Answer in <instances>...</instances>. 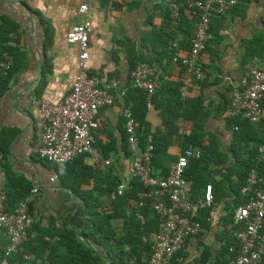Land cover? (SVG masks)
I'll return each mask as SVG.
<instances>
[{
    "label": "crops",
    "instance_id": "obj_1",
    "mask_svg": "<svg viewBox=\"0 0 264 264\" xmlns=\"http://www.w3.org/2000/svg\"><path fill=\"white\" fill-rule=\"evenodd\" d=\"M80 3L0 0V42L15 44L11 46L17 55L14 62L20 68L0 93V193L10 183L24 187L32 198L30 213L36 223L46 228L49 218L54 217L68 221L79 234L89 206L97 207L105 213L101 225L122 236L129 228L132 210L120 205L118 187L124 180L129 186L136 180L130 168L132 156L124 116L129 107L124 102L127 97L130 107L136 104L131 72L138 62H146L156 71V91L152 105L147 104L145 121L162 150L153 171L157 177H167L189 139L196 136L213 158L209 163L210 184L214 186V208L222 215L214 224L204 212L208 221L203 230L188 239L175 262L217 264L227 242L222 220L228 215L225 206L232 203L229 191L219 188L217 181L225 169L235 165L228 150L234 139L227 124L230 94L251 70H264V0H239L236 7L214 17V37L200 58L205 79L187 87L185 96V72L171 60L172 44L177 40L184 53L190 50L195 19L189 22L186 15H181L174 21L172 0H93L87 16L78 13ZM85 20L91 24L89 71L103 85L116 77L121 86L110 90L114 104L102 108L98 115L99 128L94 133L98 157L88 155L67 165H52L39 155L44 133L41 101L56 104L72 92L79 73L80 50L78 45L68 43L67 34ZM5 52L12 55L9 50ZM262 121L264 126V101ZM253 130H259V126L252 125ZM257 137L264 145L263 132ZM249 146L254 149L258 145ZM106 160L111 163L106 164ZM203 165L201 159H192L189 173L197 174ZM109 214L116 218L110 219ZM228 253L224 260L228 261Z\"/></svg>",
    "mask_w": 264,
    "mask_h": 264
},
{
    "label": "built area",
    "instance_id": "obj_2",
    "mask_svg": "<svg viewBox=\"0 0 264 264\" xmlns=\"http://www.w3.org/2000/svg\"><path fill=\"white\" fill-rule=\"evenodd\" d=\"M93 0H81L78 13L87 16ZM195 19L196 29L187 53L177 40L173 42L171 60L183 67L185 79L182 94L185 89L196 82L205 79L201 65L202 52L214 35L213 19L238 5L239 0H190L187 2ZM171 17L178 21L181 16L180 0H172L170 4ZM91 24L84 22L74 25L67 34L69 44L78 45L77 57L79 73L73 85L72 92L61 102L53 104L47 100L41 101L44 122L42 144L39 149L41 159L52 165H67L80 157L94 155L95 131L99 128L98 115L102 108L114 104L110 90L121 86L114 77L107 85H103L98 76L88 69L90 59ZM8 46H15L10 41ZM14 58L8 52L4 53V61L0 64V79L8 75L13 66ZM156 71L146 62H138L131 72L132 86L145 93L148 106L156 91ZM126 92H122V97ZM264 101V70L253 69L243 78L241 85L230 94L229 117H241L242 120L259 125L263 120ZM128 147L132 156L131 173L139 179L144 191L139 193L136 217L145 223L142 209L148 206L159 221L158 231L151 243L152 255L149 264H171L174 256L185 246L188 239L199 235L202 231L201 217L204 210L209 211V221L217 224L221 213L214 208V186L207 185L194 199L188 188L187 176L190 161L200 160L202 151L193 145L187 146L175 163L169 175L157 177L153 171L152 160L155 151V137L149 134L142 144L138 136V123L130 108L124 110ZM181 134H187L181 131ZM258 162H264V145L258 149ZM111 163L110 160L105 161ZM57 176L52 178L55 181ZM129 181H122L118 187V195H123L128 189ZM37 190H34L36 193ZM243 203L234 212V229L231 237L239 242L229 248L228 264H262L264 259V172L252 169L246 184L241 189ZM31 197L22 201L15 211H6V193H0V238L9 241L6 255L18 253L20 246L29 239V231L34 224L30 213ZM145 241H148V239ZM132 259L130 264H135ZM2 264H8L5 259Z\"/></svg>",
    "mask_w": 264,
    "mask_h": 264
},
{
    "label": "trees",
    "instance_id": "obj_3",
    "mask_svg": "<svg viewBox=\"0 0 264 264\" xmlns=\"http://www.w3.org/2000/svg\"><path fill=\"white\" fill-rule=\"evenodd\" d=\"M187 2L188 0H180L181 15L182 17L186 15L189 22H192L194 17ZM8 42L6 40L0 42V56H3L2 54L6 50L10 52L14 50L13 47L8 46ZM12 55H15V61L17 55L13 54V52ZM15 64L14 62L8 75L0 79V93L3 92L2 89L7 88V80L12 78L20 69ZM133 98L136 101L134 106H129V98L127 97L124 103L133 112V116L138 123L139 139L144 144L147 135L150 134L145 121L147 100L145 93L140 90L135 91ZM227 124L234 135L233 142L228 150L234 157L235 165L225 169L226 171L221 174V180L217 181L218 187L226 188L229 191V197H232V203H227V206H225L228 215L222 219L225 226L224 236L227 242L223 248V253L217 259V264H228V261L224 260V258L230 246L235 242L231 237V231L235 227L234 212L243 203L240 193L242 187L246 184L252 169H260L261 174L264 172V162L260 163L257 160L258 149L261 144L260 141L256 140V137L260 135V131L264 135V126L259 124V130L252 131V124L242 120L241 117H230L227 120ZM249 131H252V133ZM188 143V146L193 145L202 151L201 162L204 163L197 174L189 173L187 176L191 198L194 199L201 192V189L203 190L213 181L209 175L212 171L209 163L212 162L213 158L209 157L205 152L203 145L199 143L196 136L191 137ZM250 143H255L258 146L250 149ZM160 152L162 150L155 144L152 160L153 168ZM135 179V181L130 183L129 189L123 195L118 196L120 205L127 206L132 210V217L128 224L129 228L122 236H118L114 229L102 226L101 218L104 217L105 213L98 211L97 207L89 206L90 211L83 222L84 227L80 234L65 220L60 221L57 218L50 217L49 226L46 228L34 221L29 231V239L20 246L18 253L12 256L6 255L7 246L9 245L8 239L0 238V264L5 259L8 260V264H130L132 259H136L135 264H149L152 255L149 239L152 234L158 231L159 221L148 206L142 209L145 223L142 224L137 219L135 203L139 200V193L144 191V189L140 180ZM5 193L7 197L5 203L7 212L15 211L17 206L29 197V192L24 187L19 188L11 183L7 185ZM204 212H207V218L210 215L207 210L201 213L203 217V219L201 218L202 230L204 222L208 221L207 218H204ZM115 216L113 214L108 215L110 219L116 218ZM145 239H148V241H145ZM176 258L177 254L171 264H177L175 262Z\"/></svg>",
    "mask_w": 264,
    "mask_h": 264
},
{
    "label": "rangeland",
    "instance_id": "obj_4",
    "mask_svg": "<svg viewBox=\"0 0 264 264\" xmlns=\"http://www.w3.org/2000/svg\"><path fill=\"white\" fill-rule=\"evenodd\" d=\"M226 190V189H225Z\"/></svg>",
    "mask_w": 264,
    "mask_h": 264
}]
</instances>
